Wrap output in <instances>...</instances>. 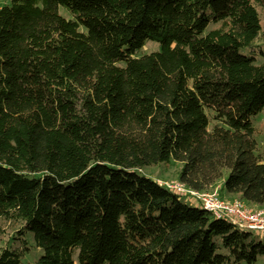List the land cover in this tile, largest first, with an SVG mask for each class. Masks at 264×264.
<instances>
[{"label":"trees","instance_id":"16d2710c","mask_svg":"<svg viewBox=\"0 0 264 264\" xmlns=\"http://www.w3.org/2000/svg\"><path fill=\"white\" fill-rule=\"evenodd\" d=\"M261 12L264 0L2 7L0 236L3 224L18 229L0 264H21L30 235L41 251L33 264L264 256L252 233L139 174L175 162L191 189L222 181L226 194L264 207V149L255 155L251 124L264 109ZM147 41L159 51L137 56Z\"/></svg>","mask_w":264,"mask_h":264},{"label":"rangeland","instance_id":"374dc122","mask_svg":"<svg viewBox=\"0 0 264 264\" xmlns=\"http://www.w3.org/2000/svg\"><path fill=\"white\" fill-rule=\"evenodd\" d=\"M11 0H0V9L4 6H10ZM59 14L64 17L65 19H70V15L67 13L66 10L59 7ZM260 21L262 26V32H264V13H260ZM209 27L208 29H210ZM80 31H84L82 28H80ZM159 51V44L156 42L147 41L145 42L144 46L137 52V56L146 55L152 52ZM123 65V64H120ZM212 112H208V116L212 117ZM216 123L210 119V125L209 129H212ZM251 124L254 128V134L252 136V139L254 141V153L257 157L261 156L262 150L264 149V109L258 113L257 115L253 116L251 118ZM178 172H179V164L172 162L168 164H160L154 167H147L142 170H140L139 174L143 175L145 177H149L151 179H155L158 182H180L178 179ZM186 187L188 185L184 183ZM189 188V187H188ZM217 191V194L219 197L225 199V200H241L237 196L230 197L226 194L224 190H222V181H218L214 186H212L210 189L206 190L205 193ZM228 197V198H227ZM181 201L184 202L186 205H189L191 207H199V203L189 197H181ZM243 201V200H242ZM253 207V206H251ZM3 233L0 236V250L3 248L8 247L9 245L15 246L16 243L12 240L15 231L18 229V226L12 225L11 223L3 224ZM256 237V240L264 243V238L260 235H254ZM31 243H30V251H28L22 261L21 264H33L38 257L41 255V251L38 249H35L33 247L32 242V236H29ZM254 264H264V256H259L257 261Z\"/></svg>","mask_w":264,"mask_h":264},{"label":"built area","instance_id":"2783aa9c","mask_svg":"<svg viewBox=\"0 0 264 264\" xmlns=\"http://www.w3.org/2000/svg\"><path fill=\"white\" fill-rule=\"evenodd\" d=\"M158 182V181H157ZM167 190L197 201L214 219L231 224L236 230L264 238V207H251L242 200H225L217 191L205 193L186 187L182 182H158Z\"/></svg>","mask_w":264,"mask_h":264},{"label":"crops","instance_id":"0c3cea01","mask_svg":"<svg viewBox=\"0 0 264 264\" xmlns=\"http://www.w3.org/2000/svg\"><path fill=\"white\" fill-rule=\"evenodd\" d=\"M228 196H230V197H233L234 195H230V194H227ZM228 198V197H227Z\"/></svg>","mask_w":264,"mask_h":264}]
</instances>
